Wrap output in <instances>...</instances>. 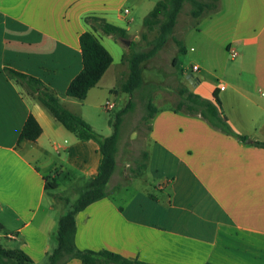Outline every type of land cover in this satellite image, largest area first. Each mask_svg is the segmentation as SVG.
<instances>
[{
  "label": "crops",
  "instance_id": "crops-1",
  "mask_svg": "<svg viewBox=\"0 0 264 264\" xmlns=\"http://www.w3.org/2000/svg\"><path fill=\"white\" fill-rule=\"evenodd\" d=\"M158 1L0 0V226L5 233L0 244L1 238L9 240L13 245L6 249L22 251L32 264H47L57 245L58 220L97 174L101 155L96 142L78 140L2 69L40 80L98 132L93 110L126 80L123 59ZM220 5L221 17L203 24L205 16L199 18L193 41L184 46L197 69L183 73V85L210 100L216 91L228 123L249 143L198 117L159 108L147 135V169L134 179L135 186L76 214L78 249L107 250L151 264H264V148L252 145L264 141V0H220ZM91 16L124 29L130 44L95 33L112 63L78 101L66 90L82 69L79 38L90 30L85 19ZM30 114L41 135L18 143ZM54 173L66 179L62 186L73 199L48 196L44 178L60 187Z\"/></svg>",
  "mask_w": 264,
  "mask_h": 264
},
{
  "label": "trees",
  "instance_id": "trees-1",
  "mask_svg": "<svg viewBox=\"0 0 264 264\" xmlns=\"http://www.w3.org/2000/svg\"><path fill=\"white\" fill-rule=\"evenodd\" d=\"M187 1L192 4L190 16L195 20L194 24H197L199 18L216 12L220 3V0H160L144 17L142 22L144 28V32L141 34L142 39L146 40L147 34L154 31H157L158 35L150 42L151 48L147 51H134L133 47L135 44L131 42L130 47L132 52L123 59L128 69L127 78L116 89L111 91L112 94H118L119 92L126 93L130 95L131 99H129L125 107L116 116L113 124V133L108 137L101 136L81 117L64 108L55 93L40 80L8 67L2 69L3 75L8 80L13 81L19 88L25 89L31 97L36 98L54 119L78 140H92L96 142L101 155L97 174L88 180L86 190L79 196L73 208L58 220L57 245L47 256V264H66L73 259H77L83 264H151L137 259L125 258L107 250L92 251L78 249L75 244V216L91 203L108 195L105 192V187L115 166L112 153L119 138L121 117L133 108L132 98L136 93L140 92L147 96L145 109L149 113L147 117L150 120L148 132L151 130L152 118L158 111L153 104L151 94L161 87L153 83H143L141 64L154 57L169 40L175 43L180 53H185L182 42L174 38L172 33L177 22V17ZM85 21L89 25L90 30L83 32L79 38L82 69L73 78L66 90L67 97L78 101L86 99L89 90L95 87L112 63L110 53L101 44L95 33L100 31L103 34L113 36L117 40L129 38L124 29L114 26L104 19L91 16L87 17ZM177 92L179 99L172 107L174 112L198 117L214 130L233 137L241 143L246 142L247 137L236 133L223 115L221 102L216 91L214 92L213 100L204 99L184 86H180ZM41 132L39 123L30 114L19 135L18 143L23 141L35 142L41 135ZM252 145L264 148V141L252 142ZM144 156V163L136 168L132 177L136 178L147 169V151ZM44 179L46 190L57 189L54 179L52 181L50 178ZM1 230L2 227L0 226ZM12 261L17 264H32L30 258L22 251L8 250L0 244V264H10Z\"/></svg>",
  "mask_w": 264,
  "mask_h": 264
},
{
  "label": "rangeland",
  "instance_id": "rangeland-1",
  "mask_svg": "<svg viewBox=\"0 0 264 264\" xmlns=\"http://www.w3.org/2000/svg\"><path fill=\"white\" fill-rule=\"evenodd\" d=\"M220 6L221 5L219 3V8L216 12L206 15L202 19L205 20L202 21V24L206 23L209 18L212 20H218L221 17V15H219L221 12ZM191 9V2H185L173 29V37L177 40H179L181 34L186 31V33L181 36V40L184 42H182L183 46H185L189 41H193L192 34L194 33V30L192 29L197 27L199 23L194 24L195 20L190 16ZM141 34H139L138 38L134 42V51H147L150 49V42L153 38L157 37L158 32L155 31L148 33L146 40L142 39ZM130 51L132 52L131 47ZM175 55L176 61L173 63ZM193 56L194 54L191 51H188L187 54L180 53L175 43L169 40L154 57L142 64L141 76H143V81L154 82L153 84L161 87L151 94L153 104L157 109L173 107L176 104L179 99L177 89L180 86L185 85L183 73L190 71L193 63ZM22 91L28 98H33L26 92L25 89ZM146 98V94L140 92L136 93L132 98L133 108L121 117L119 138L112 153L115 160V166L109 182L105 187V192L108 195L114 193V191L129 188L132 185L135 186V178L132 177L133 173L138 166L144 163V154L147 151V135L150 120L147 117L149 113L145 109ZM129 99H131L130 95H124L121 92L117 94L116 98L114 97V94H112L101 101V106L99 108L93 110L94 118H96V120L98 119L96 122H93L98 134L106 137L113 133V124L116 120V116L125 107ZM106 101L114 103V108L112 110L105 111L103 109V105ZM54 175L56 176V181L60 184V187L57 189H48V196L64 201L67 199L65 197L70 195V199H73V192L67 191L62 186L64 184L63 181L66 179L56 175L55 173ZM50 180L52 181L53 179ZM3 234L5 233L1 230L0 235ZM1 242V245L4 248H11L13 245V243L4 238H1ZM10 264L17 263L12 261Z\"/></svg>",
  "mask_w": 264,
  "mask_h": 264
},
{
  "label": "built area",
  "instance_id": "built-area-1",
  "mask_svg": "<svg viewBox=\"0 0 264 264\" xmlns=\"http://www.w3.org/2000/svg\"><path fill=\"white\" fill-rule=\"evenodd\" d=\"M228 53H229V56L231 57V58H235L236 57V52L234 51V50H229L228 51ZM197 68L196 67H192L191 68V70L192 71H195ZM114 108V103L113 102H110V101H106L105 102V104L103 105V109L105 110V111H110V110H112Z\"/></svg>",
  "mask_w": 264,
  "mask_h": 264
},
{
  "label": "water",
  "instance_id": "water-1",
  "mask_svg": "<svg viewBox=\"0 0 264 264\" xmlns=\"http://www.w3.org/2000/svg\"><path fill=\"white\" fill-rule=\"evenodd\" d=\"M121 42H123L127 46H129V44H130V41L127 40V39H121ZM190 77H191V74L189 73L188 76H187V79L189 80V82H191ZM246 143H249L248 139L246 140Z\"/></svg>",
  "mask_w": 264,
  "mask_h": 264
}]
</instances>
